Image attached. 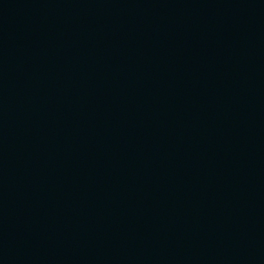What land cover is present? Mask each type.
I'll return each instance as SVG.
<instances>
[{"label": "water", "instance_id": "water-1", "mask_svg": "<svg viewBox=\"0 0 264 264\" xmlns=\"http://www.w3.org/2000/svg\"><path fill=\"white\" fill-rule=\"evenodd\" d=\"M0 264H264V0H0Z\"/></svg>", "mask_w": 264, "mask_h": 264}]
</instances>
